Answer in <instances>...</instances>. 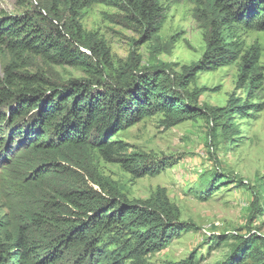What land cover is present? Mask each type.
Listing matches in <instances>:
<instances>
[{"label":"rangeland","instance_id":"374dc122","mask_svg":"<svg viewBox=\"0 0 264 264\" xmlns=\"http://www.w3.org/2000/svg\"><path fill=\"white\" fill-rule=\"evenodd\" d=\"M45 2L0 0V18L22 15ZM201 2L162 0L164 22L151 38L128 21L121 5L94 4L84 10L82 28L88 39L108 50L110 68L104 57L85 48L81 51L92 58L89 68L54 65L34 56L15 59L0 45V90L7 86L9 68L14 74L41 78L50 89L73 80L98 83L95 87L101 89L104 84L111 87L128 65L137 66L138 72L167 68L180 76L206 51L209 27L199 11ZM61 25L69 27V16H64ZM234 36L242 45L238 60L198 73L182 94L201 113L225 108L235 99L245 106L242 115L231 114L218 124L204 115L170 128L165 127L162 114L145 117L107 136L108 143L120 142L125 147L115 161H107L96 151H72L65 159L37 153L20 139L10 142L16 127L1 124L0 222L7 234L14 241L26 234L42 252L49 238L57 236L56 230L37 225L47 220L48 204L61 203V192L87 188L97 193L118 191L130 200L159 194L178 207L181 223L194 226L162 251L149 255L148 264L226 263L240 237L264 236V30L239 28ZM253 49L259 53L255 66L259 84L249 90V80L243 83L240 77L242 57ZM9 107L0 103V113L8 115ZM135 160L146 171L157 169L156 173L139 175L140 169L132 164ZM48 171L53 173L38 177Z\"/></svg>","mask_w":264,"mask_h":264},{"label":"trees","instance_id":"16d2710c","mask_svg":"<svg viewBox=\"0 0 264 264\" xmlns=\"http://www.w3.org/2000/svg\"><path fill=\"white\" fill-rule=\"evenodd\" d=\"M161 1L46 0L22 15L1 17L0 45L15 59L34 56L54 65L89 68L92 58L81 51L85 48L104 57L110 68L108 50L101 42L88 39L83 30L82 12L94 4L121 5L128 21L151 38L164 22ZM200 7L209 27L206 51L180 76L167 68L138 72L137 66L128 65L111 87L104 84L101 89L95 87L98 83L73 80L50 89L49 83L43 86L41 78L14 74L9 68L7 86L0 90V103L10 109L8 115L0 113V127H16L10 142L20 139L37 153L65 159L72 151H96L107 161H115L125 147L120 142L108 143L107 136L145 117L162 114L165 127L170 128L204 115L218 124L231 114H244L245 106L235 99L225 108L201 113L182 93L198 73L215 71L238 60L242 45L234 32L239 28L264 30V0H204ZM64 16H69L68 28L59 26ZM258 56L253 49L242 57L240 78L243 83L249 80V90L257 89L259 84L255 67ZM140 163H132L140 169L139 175L156 173L157 169L146 171ZM51 173L37 176L43 179ZM59 196L61 203H49L44 216L47 220L37 224L38 228L57 231L42 252L26 234L14 241L0 222V264H148L149 255L194 229L192 224L181 223L178 207L159 194L147 200H130L118 191L97 193L82 188ZM239 239L230 258L220 264H264V236Z\"/></svg>","mask_w":264,"mask_h":264}]
</instances>
